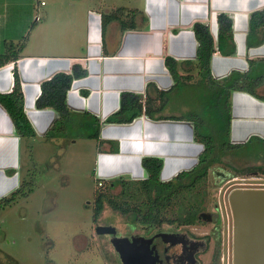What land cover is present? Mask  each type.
I'll return each mask as SVG.
<instances>
[{"label":"crops","instance_id":"0c3cea01","mask_svg":"<svg viewBox=\"0 0 264 264\" xmlns=\"http://www.w3.org/2000/svg\"><path fill=\"white\" fill-rule=\"evenodd\" d=\"M92 1L95 7L89 8L82 20V38L69 32H75L73 19L67 24L70 26L67 37L73 41L79 38L72 49L68 47L57 55L48 54L44 48L38 54L22 52L15 64L0 68V93L12 92L16 67L25 113L36 139H47L58 115L52 109L36 108L41 84L57 74L70 75L74 66H80L88 76L73 82L67 94V105L76 115L90 114L101 121L99 138L105 144L101 150L97 144L96 176L107 179L130 175L139 181L146 180L148 174L142 167L143 158L163 161L162 182L171 181L182 171H191L204 147L195 141L194 128L189 122L154 121L144 116L131 124H106L105 121L119 110L120 96L124 92L146 96L150 84L164 92L172 88L174 81L165 67V59L171 57L178 62L196 59L198 43L192 31L195 23L209 26L217 46V16L226 14L233 20L236 53L229 57L219 52L214 54L211 70L215 78H225L232 72L247 73L249 61H264V43L247 46L250 15L264 9V0H141L139 8L137 0H128L127 7L115 6L108 0ZM119 8L142 12L147 24L144 28L141 25L139 30L122 32L118 23L113 22L103 34L101 15ZM21 37L22 32L16 33L11 41ZM256 93L259 98L244 91L232 93L230 142L234 144L247 147L252 141L257 144L264 141V82ZM177 126L182 133L189 127L190 133L173 138L167 130ZM111 142L118 143L117 153L111 152ZM23 147L24 140L18 137L11 118L0 105V199L16 191L22 183Z\"/></svg>","mask_w":264,"mask_h":264},{"label":"rangeland","instance_id":"374dc122","mask_svg":"<svg viewBox=\"0 0 264 264\" xmlns=\"http://www.w3.org/2000/svg\"><path fill=\"white\" fill-rule=\"evenodd\" d=\"M108 2L118 7L129 6L128 0ZM141 5L142 1L137 0L136 7ZM94 7L91 0H0V54H4L12 43L23 47L22 52L27 54H38L42 48L48 54L56 55L68 47L72 49V45L83 36L84 15ZM70 19L75 21V32H69L79 37L74 41L67 37ZM19 32L22 37L11 41L12 35ZM196 74L193 71L195 78ZM171 99L163 116L202 113L198 91L178 88ZM204 118L208 127L202 129V133L211 131L208 134L222 142L218 132L222 121L213 115ZM188 125L193 127L190 123ZM189 129L182 133L177 126L168 127L167 131L173 138H179L189 134ZM94 132V128H90L83 137H74L75 133L71 131L67 137L24 140L21 182H32L33 190L27 197H19L11 206L0 210V264H120L109 237L98 235L96 228L113 226L120 236H130L133 219L105 206L95 223L96 194L103 193L130 209L142 208L146 197L135 185L125 191L121 187L109 189V183L119 178L127 182L139 181L130 175L103 179L94 174L97 142L88 136ZM253 167L264 169V145L255 141L250 147L221 157V162L213 166L205 183L193 193L204 189L214 192L216 172L230 173L231 177L244 176L246 169ZM177 204L165 211V218L173 220L178 215ZM230 226L233 236L232 216Z\"/></svg>","mask_w":264,"mask_h":264},{"label":"trees","instance_id":"16d2710c","mask_svg":"<svg viewBox=\"0 0 264 264\" xmlns=\"http://www.w3.org/2000/svg\"><path fill=\"white\" fill-rule=\"evenodd\" d=\"M102 18V32L107 30L113 22L118 23L122 32L127 30H139L145 27L147 19L138 10H126L119 8L114 11L104 12ZM218 41L217 46L210 33L208 25L195 23L192 31L198 43L196 59L194 61L178 62L171 57L165 59V67L170 73L174 85L169 91H160L153 85H148L146 96L124 92L120 96L119 110L109 116L106 124H131L140 117H147L154 121L177 120L189 122L194 128V139L203 145L204 150L199 156L197 165L191 171L179 173L169 182L160 180L163 161L158 158H143L142 167L148 174L143 181H125L123 178L111 181L109 189L121 187L123 191L131 188V185L139 186L146 202L142 208L130 209L119 205L114 199L103 193L96 194L94 221L98 222L105 206L114 211L132 218L133 222L142 225L154 226L164 223H184L197 219L202 205L210 198L212 192L203 190L193 193L202 186L209 176V172L215 164L221 162V157L229 152L244 148L241 145L230 143L231 124V96L235 91H244L258 97L256 89L264 82V61H249L247 73L232 72L229 76L217 79L211 70L212 58L216 52L222 56L229 57L236 53L234 42L233 20L226 14L217 16ZM264 43V9L255 11L250 15L247 46L257 47ZM21 46L13 43L7 46L4 54H0V68L16 63L21 59ZM196 71V77L193 76ZM14 86L9 94L0 93V105L5 109L14 124L16 134L21 140L36 139V132L25 113L24 96L22 93L21 81L17 68L14 67ZM88 76V72L80 66H74L72 74H57L49 81L41 84V94L36 100L35 106L39 110L52 109L58 118L47 133L50 139L67 137L73 131L74 137L86 136V131L94 128L95 132L88 135L96 140L98 149H102L105 142L99 138L101 121L96 117L85 114L76 115L67 105V94L75 80ZM189 88L198 91L202 102V113H190L186 116L175 117L163 116L162 113L171 105V96L178 88ZM259 98V97H258ZM213 115L221 120L220 138L218 142L214 136L202 133L207 128V121L204 116ZM253 141L250 143L251 146ZM111 152L119 151L118 143L111 142ZM258 144H263L264 141ZM262 171V168H247L245 174L252 171ZM239 176V175H237ZM237 176H233L237 177ZM33 190L32 182H24L9 196L0 199V210L11 206L17 198L27 197ZM178 215L172 220L164 217L165 211L177 203Z\"/></svg>","mask_w":264,"mask_h":264},{"label":"flooded vegetation","instance_id":"af4514ba","mask_svg":"<svg viewBox=\"0 0 264 264\" xmlns=\"http://www.w3.org/2000/svg\"><path fill=\"white\" fill-rule=\"evenodd\" d=\"M215 176L214 192L202 205L195 221L154 226L136 222L130 236H120L116 229V237L127 238L133 245V264H234L229 198L235 190L264 189V169L236 178L224 172H216ZM238 185L249 188L235 187ZM107 237L110 241L113 238ZM119 263L123 264L120 257Z\"/></svg>","mask_w":264,"mask_h":264},{"label":"water","instance_id":"95a60500","mask_svg":"<svg viewBox=\"0 0 264 264\" xmlns=\"http://www.w3.org/2000/svg\"><path fill=\"white\" fill-rule=\"evenodd\" d=\"M246 183V180H238ZM234 264H264V189H240L231 193ZM96 233L112 236L111 244L123 264H133L132 243L118 238L113 226H98Z\"/></svg>","mask_w":264,"mask_h":264}]
</instances>
